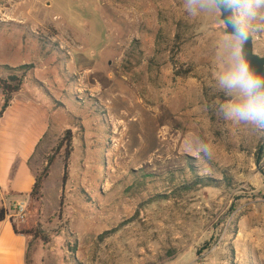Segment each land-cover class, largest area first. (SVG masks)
<instances>
[{"label": "rangeland", "instance_id": "1", "mask_svg": "<svg viewBox=\"0 0 264 264\" xmlns=\"http://www.w3.org/2000/svg\"><path fill=\"white\" fill-rule=\"evenodd\" d=\"M224 30L183 0H0V63L51 120L27 264H264V134L217 113Z\"/></svg>", "mask_w": 264, "mask_h": 264}, {"label": "clouds", "instance_id": "2", "mask_svg": "<svg viewBox=\"0 0 264 264\" xmlns=\"http://www.w3.org/2000/svg\"><path fill=\"white\" fill-rule=\"evenodd\" d=\"M183 6L192 17L207 14L219 18L225 29L219 47L226 53L227 67L216 83L228 99L217 106L218 115L264 134V74L251 65L245 52V45L264 33V23H259L264 21V0H183ZM201 154L208 159L213 156L206 140L199 144L196 157Z\"/></svg>", "mask_w": 264, "mask_h": 264}, {"label": "crops", "instance_id": "3", "mask_svg": "<svg viewBox=\"0 0 264 264\" xmlns=\"http://www.w3.org/2000/svg\"><path fill=\"white\" fill-rule=\"evenodd\" d=\"M0 66L17 68L19 64L2 62ZM22 92L21 87L0 119V208L8 211L0 222V264H27L28 239L14 233L9 213L13 204L29 198L43 167L36 151L51 124L47 108L21 97ZM2 102L0 90V107Z\"/></svg>", "mask_w": 264, "mask_h": 264}, {"label": "trees", "instance_id": "4", "mask_svg": "<svg viewBox=\"0 0 264 264\" xmlns=\"http://www.w3.org/2000/svg\"><path fill=\"white\" fill-rule=\"evenodd\" d=\"M8 71V75L6 78L1 79L0 78V90L2 94V105L0 107V119L5 112V110L9 107L10 102L12 100V97L15 93H17L22 86V78L24 75H19V71L26 69V66L23 65L18 68H9V67H3ZM52 161L51 159H47L45 167L36 174L34 184L32 187V190L29 194L30 200H34L38 202V200L41 197V191L43 188V182L47 179L49 174V167L51 165ZM8 216V211L4 208H0V222L4 221L6 217ZM12 229L15 234L23 235V236H32L35 239H40L44 243H49V238L45 235H43L41 232H38L33 226L30 227H21L20 229H17L16 225L12 222V219H10Z\"/></svg>", "mask_w": 264, "mask_h": 264}, {"label": "water", "instance_id": "5", "mask_svg": "<svg viewBox=\"0 0 264 264\" xmlns=\"http://www.w3.org/2000/svg\"><path fill=\"white\" fill-rule=\"evenodd\" d=\"M227 15V13H225ZM226 18V17H225ZM225 33V30H224ZM245 52L251 65L259 72L264 74V57H260L253 51L252 39L245 45Z\"/></svg>", "mask_w": 264, "mask_h": 264}, {"label": "built area", "instance_id": "6", "mask_svg": "<svg viewBox=\"0 0 264 264\" xmlns=\"http://www.w3.org/2000/svg\"><path fill=\"white\" fill-rule=\"evenodd\" d=\"M13 218L17 222H23L26 216V202H18L12 206Z\"/></svg>", "mask_w": 264, "mask_h": 264}]
</instances>
